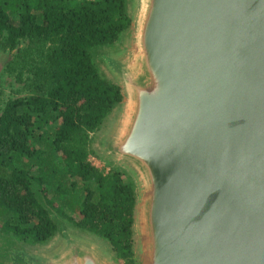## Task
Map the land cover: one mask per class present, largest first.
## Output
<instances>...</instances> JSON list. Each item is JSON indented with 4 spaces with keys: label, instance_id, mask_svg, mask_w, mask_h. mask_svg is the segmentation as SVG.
<instances>
[{
    "label": "water",
    "instance_id": "95a60500",
    "mask_svg": "<svg viewBox=\"0 0 264 264\" xmlns=\"http://www.w3.org/2000/svg\"><path fill=\"white\" fill-rule=\"evenodd\" d=\"M137 1L107 150L143 188L144 264H264V0ZM36 264L107 263L68 241Z\"/></svg>",
    "mask_w": 264,
    "mask_h": 264
},
{
    "label": "trees",
    "instance_id": "16d2710c",
    "mask_svg": "<svg viewBox=\"0 0 264 264\" xmlns=\"http://www.w3.org/2000/svg\"><path fill=\"white\" fill-rule=\"evenodd\" d=\"M132 23L126 0H0V50L12 53L5 73L19 85L0 88L4 237L44 244L58 232L54 212L134 264L135 186L88 160L91 135L123 103L92 55Z\"/></svg>",
    "mask_w": 264,
    "mask_h": 264
},
{
    "label": "rangeland",
    "instance_id": "374dc122",
    "mask_svg": "<svg viewBox=\"0 0 264 264\" xmlns=\"http://www.w3.org/2000/svg\"><path fill=\"white\" fill-rule=\"evenodd\" d=\"M126 2L129 15L134 20L137 14L138 1L126 0ZM133 49L134 27L132 23L130 29L121 36L117 43L96 49L92 57L100 74L111 82L120 85L119 75L114 65L124 62L131 55ZM11 57L12 53L0 50V88L5 94L19 88V85L12 82V79L5 73L6 64L10 61ZM124 109L125 105L123 100V103L105 121L101 130L91 135L94 140L92 149L96 155L90 154L88 160L91 165L103 172H108L110 169L120 171L123 179L132 182L135 186L137 203L133 226V258L134 264H144V250L140 227L143 188L135 171L113 157L107 150L108 143L114 137L122 123ZM51 213L58 224V232L51 240L44 244L32 245L18 241L13 237L6 238L0 234V263L36 264L40 261H46L60 255L66 249L68 241H72L94 250L107 264H125L123 261L115 258L107 241L94 234L81 231L75 228L68 220L58 217L54 212ZM73 217L76 219L77 215Z\"/></svg>",
    "mask_w": 264,
    "mask_h": 264
}]
</instances>
